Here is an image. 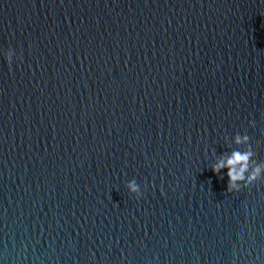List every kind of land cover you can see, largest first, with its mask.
<instances>
[{
	"label": "water",
	"instance_id": "95a60500",
	"mask_svg": "<svg viewBox=\"0 0 264 264\" xmlns=\"http://www.w3.org/2000/svg\"><path fill=\"white\" fill-rule=\"evenodd\" d=\"M10 47L0 264H264V179L209 167L264 161V0H0Z\"/></svg>",
	"mask_w": 264,
	"mask_h": 264
},
{
	"label": "clouds",
	"instance_id": "9594fccd",
	"mask_svg": "<svg viewBox=\"0 0 264 264\" xmlns=\"http://www.w3.org/2000/svg\"><path fill=\"white\" fill-rule=\"evenodd\" d=\"M0 56L11 65L14 59H22L11 47L0 50ZM251 132H237L231 139L224 137L228 145V151L217 155L213 153L209 164L214 174L221 177L227 176V190H236L243 187L244 184H252L255 181L264 179V161L256 159V146L250 140ZM222 170H226L223 171ZM125 187L130 194H134L139 199L142 196L141 185L135 178L126 182Z\"/></svg>",
	"mask_w": 264,
	"mask_h": 264
}]
</instances>
